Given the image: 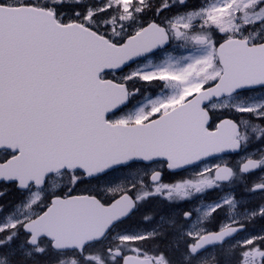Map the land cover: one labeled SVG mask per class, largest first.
<instances>
[{
    "label": "snow or ice",
    "instance_id": "snow-or-ice-1",
    "mask_svg": "<svg viewBox=\"0 0 264 264\" xmlns=\"http://www.w3.org/2000/svg\"><path fill=\"white\" fill-rule=\"evenodd\" d=\"M0 264H264V0H0Z\"/></svg>",
    "mask_w": 264,
    "mask_h": 264
},
{
    "label": "flooded vegetation",
    "instance_id": "flooded-vegetation-1",
    "mask_svg": "<svg viewBox=\"0 0 264 264\" xmlns=\"http://www.w3.org/2000/svg\"><path fill=\"white\" fill-rule=\"evenodd\" d=\"M167 179H168V178L166 177V181H167ZM254 203H255V201H253V204H254ZM136 219L138 220V219H139V217H137Z\"/></svg>",
    "mask_w": 264,
    "mask_h": 264
}]
</instances>
